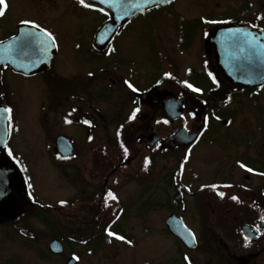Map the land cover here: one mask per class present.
Returning <instances> with one entry per match:
<instances>
[{
  "label": "rangeland",
  "instance_id": "obj_1",
  "mask_svg": "<svg viewBox=\"0 0 264 264\" xmlns=\"http://www.w3.org/2000/svg\"><path fill=\"white\" fill-rule=\"evenodd\" d=\"M262 6L264 9L262 0H177L125 25L113 39L107 54L100 59L86 49H82L83 53L79 54L65 48L58 56V65L65 64L66 61H73L79 69L90 65L92 78L96 77L98 80L88 87L90 92L101 85H108L114 91L107 100L96 101L95 105H91L96 100L93 94L86 96L78 93L74 99L68 100L69 105H83L84 110L87 108L93 111L90 106L97 107L106 117L105 122L97 121L96 128L90 130V140L86 138L87 132L77 126L59 130L49 124L42 128L29 125L28 119L31 115L35 116L29 94L33 81L26 82L30 83L28 85L17 86L20 100L14 95L11 105L16 111L15 120L18 123L13 124L8 154L3 159L9 156L12 158L9 163L15 159L19 164L25 174L32 200L40 205L55 207L64 205L66 201H74L75 207L67 205L63 209L70 215L76 212L78 214L77 208L82 204L88 206L99 203L102 209L99 218L105 216L107 223L116 221V212L119 210L121 219L113 227L125 236L117 239V236H110L103 231L101 226L97 233L103 231V235L109 237L110 244L103 243L95 254H90L78 244L69 247L63 242V238L79 239L82 242L95 235L96 232L88 229L85 223L70 225L71 219L58 216L54 219L45 211L49 221L57 228L56 231H50L43 223L34 219V209H30L15 222V227L14 222L0 225V264H65L67 258L76 256V253L80 255L78 264H231L227 255L216 254L215 244L206 237V234L213 231L211 209H202L203 205L200 206L195 195L190 193L210 188L214 182H225L223 189L228 195H240L246 187H264V175L250 174L245 169L264 173V91L260 95L253 91H234L225 99H217V106L212 105L210 98H216L217 95L213 92L224 88L221 83L215 87L218 78L212 76L211 79L208 76L207 60L210 57L206 54V38L211 29L228 23L260 24L258 10ZM59 7H68L75 12L78 22H74L73 42L81 37L78 30L82 29V25L88 26L87 32L92 40L95 30L105 21L95 11L77 13L81 11L71 3L67 5L66 2L59 1ZM11 10V14L15 16H28L30 12L28 4L23 0H14ZM161 62L163 71L170 73L169 80L165 81L169 85H162L175 92L181 91L183 85H191L188 86V92L193 98L185 93V99H196L199 104L206 102L212 111L230 110L233 118H230L231 114L228 112L222 114V118L229 123L223 125V119L213 122L210 134L190 150L176 147L173 151L161 153L151 152L143 143L137 144L133 130L142 125L137 123L140 125H130L132 127H128L125 134L124 128L121 129L123 136L126 135L129 140L125 144L122 141L126 150H114L111 143L115 122L117 124L130 109L129 101L122 91L125 87L121 84L120 76L128 79L127 85L132 89L159 84L163 79L159 70ZM108 69L111 71L107 72ZM102 71L106 72L99 75ZM193 71L205 76L208 82H201ZM117 78L120 81L117 82ZM74 80L78 82L76 78ZM211 88L216 90L208 93ZM44 89L45 87L39 88V91L40 100L45 104L51 102L52 96ZM98 92H103L105 97L108 95L106 89ZM81 96L87 98L88 103L76 99ZM190 105L193 103L190 102ZM158 116H155L154 128L161 137L170 136L181 126L188 129V134H192L201 126V112L196 116L185 112L168 127L162 126ZM60 131L76 141L79 152L77 159L68 162L54 159L53 136ZM98 146H106L109 153L113 154L110 156L112 164L107 162L112 170L105 177L94 174L95 166L92 162L95 155L92 152ZM147 158L151 159V166L141 173L139 166ZM117 162L120 166H116ZM178 165L180 177L182 176L180 188L183 187V200L177 201L178 204L172 203L171 210L167 207L153 209L148 200L149 195L158 199L165 195L173 199L176 195V175H172L171 179L166 178V182H171L173 186L167 185L164 178L176 173ZM185 187H188V191ZM3 191L5 189L2 188ZM13 201L19 206L17 197ZM170 215H177L184 220L199 239L198 247L187 251L167 232L165 220ZM13 219L15 217L11 222ZM53 238L64 244V251L60 255L48 251L49 242ZM229 252L236 256L242 254L236 247H231ZM257 264H264V258Z\"/></svg>",
  "mask_w": 264,
  "mask_h": 264
},
{
  "label": "flooded vegetation",
  "instance_id": "obj_2",
  "mask_svg": "<svg viewBox=\"0 0 264 264\" xmlns=\"http://www.w3.org/2000/svg\"><path fill=\"white\" fill-rule=\"evenodd\" d=\"M23 1L26 2L30 8V12L28 16H15L11 14L12 12L11 9L14 4V0H6L7 7L5 9V14L3 16H0V43L3 42L7 43L12 39H14L18 34L21 40H28V39L30 40L37 38L38 36L36 34V31L32 30L33 27L36 30L41 29L47 32L48 34H50V36L53 38L55 43V49H54L55 53L51 58L50 63L46 69H44L40 73L27 76L25 74L15 72L12 69L11 65L9 64L11 61L10 46L7 47L6 44L4 47L5 59H0V64L3 63V65H0V136L3 134V129L7 128L9 132V137H8V143L6 149L3 152L0 151V169L2 170V172L6 170H11L9 166L1 162L2 159L5 158V156L8 154V152L6 151L9 150L8 148H9V142L11 140L13 124L18 123V121L16 122L15 120L16 111H14L11 105V98L13 99L14 95L17 99L20 100L19 97L20 95H18L17 92L19 88H17V86L28 85L30 83H26V82L33 81L32 84L33 87L30 88L29 94L31 97V102L33 103V112L35 116L31 115V117L28 119L30 123L29 125H34L42 128L43 126L46 127V125L49 124L53 128H58L59 130L66 129L70 126H77L80 129H82L83 132L84 131L87 132L86 134L87 140H90L92 138L90 134L91 132L90 130L92 128H96V125H98V122H100V120L105 122L106 117L97 107L90 106V108H92L93 111H91V109L88 110L87 108L84 110L83 105H76V104L69 105L68 100L74 99L75 95H77L78 93H80V95H86V96L93 94L96 100H93L91 105H95L96 101H99L101 99L107 100L110 97L111 93L114 92L112 88L109 87L108 85H106V87H103L101 85L95 91L90 92L91 90L88 89V87H90L91 83L98 81L96 77L92 78V73H91L92 68L90 65L83 66L82 69H79V67H77L73 61H66L65 64H60V65H58L57 63L58 56L63 52L65 48H68L71 51L77 52L79 54L83 53L84 50L82 49H86L87 52L90 51L93 56L98 57L99 59L107 54L109 46L113 40L104 49L100 51L94 49L92 45L93 37L95 35L96 30L99 27L95 30L92 36V40H90L89 32H87L88 26L82 25L81 26L82 29L78 30V33L81 37L78 38V40H76L75 42H73V38L75 34L73 26L75 25L74 22H78L75 18V12H73V10H71L68 7H63L62 9H60L59 1L66 2L67 5L70 3L73 6L75 5L78 8V10L81 11V12H77L80 14H82V12H88L90 10L83 7L77 0H23ZM262 4L264 5V0H262ZM258 12H259L258 21L260 22V24L254 25L249 22H245V23L264 30L263 6L261 7L260 10H258ZM104 19L106 21L107 17L104 16ZM23 22H28V23H23ZM128 23H126L125 25H127ZM33 25H35V27ZM125 25L119 28L114 38L119 34V32L123 29ZM21 27L23 28L20 33L19 31ZM49 28H52L53 31L52 29L49 30ZM71 37L72 39H70ZM119 43L122 44V42ZM206 44H207L206 54L208 57H210V60L209 59L207 60L209 65V70L210 71L213 70V72L212 71L210 72L209 70L207 71L208 76H211V79L212 76L218 78L216 80L215 87H217L218 85L220 86L222 84L223 85L222 88H224L223 90L218 92L214 91L216 90L214 88H211L208 91V93L214 91L213 93L217 94L216 98H210V102L213 103L212 105L217 106L216 104L217 99L219 101L222 100V98L225 99L229 96L228 95L229 93L234 91L235 92L253 91L254 93H257V95H260L264 91V86L259 88L240 89L225 82L215 67V63L212 57L213 52L211 49H209L208 43ZM21 46L22 45L18 46L16 44V47H21ZM162 60H163V53H162ZM74 67H76V69H74ZM159 70H160V74H162L163 76L161 82L159 84L148 86L143 89L130 88L127 85L128 79H125L124 76L122 75L120 76L122 80L121 84L123 85V87H125L122 91L124 96L129 101L128 103L130 109L123 118L121 119L119 118L120 120L117 122V124L115 122L114 137L111 143V147L115 148L114 150H118L119 152H123L126 150L124 144L125 142H129V140L126 138V135L123 136V134L121 133V129L124 128V134H125V131L127 129L136 125L137 123L142 124L141 127H136L133 130V134L136 137L137 144L139 143L145 144V147L149 148L151 152L152 151L159 153L168 152L175 150L176 147H183L187 150H190L200 142L199 141L200 139H202V133L205 132L206 130L207 116L210 112H212V110L209 108L210 107L209 104L206 102H201V104H199L198 100L196 99L195 100L190 99L189 101L185 99L186 96L185 93L188 94L190 93L188 92L187 87H185L184 85L182 86L181 91H176V92L171 91L169 87L162 85L163 83H167L166 85H169L168 82L165 81L169 80L170 73L163 71L162 62ZM106 71L109 72L111 71V69H108ZM106 71L100 72L99 75L105 73ZM125 77L128 76L125 75ZM74 78H76L78 82L75 81ZM115 80H117V82L120 81L118 78ZM42 87H45L44 89L45 92L51 93L52 96L51 102L44 104L43 101L40 100L41 93L39 91V88ZM100 89L103 90L106 89V91H108L107 97L104 96L103 92H98ZM228 89L231 90L228 91ZM190 97L193 98L192 94H190ZM197 97H201V96H197ZM172 98L179 99L186 108L184 112L181 114V116L177 117L174 120H171V118L166 114V110H165V108L169 107L166 104H168L170 99ZM76 99L78 101L88 103L87 98H84L82 96L81 98L77 97ZM77 100L76 102L79 103ZM190 102L193 103V105H190ZM5 108L10 109L11 111L4 112L3 109ZM221 111L222 110H214V112H221ZM134 112L135 115L133 116ZM185 112H190L193 116H196L198 115L199 112H201L202 115L200 128L198 129L197 132H193V133H198L199 136L191 145L185 146L181 143L173 144L168 141V139L171 138L173 135H175L181 128H186L184 126L179 127L176 132L172 133L170 136L167 137H161L156 133L157 130L154 128L156 124L154 120L156 115H159L158 119H160L162 126L168 127L172 122L181 118ZM225 121L227 122L225 123ZM228 123H229L228 120L222 121L223 125H227ZM152 135H157L159 137V142L154 147H151L150 144L151 142L150 137ZM59 139L61 140L64 139V142L70 145V147H72V151L69 157H63L60 150L58 149L56 143L57 140ZM122 141L124 144H122ZM85 142L88 143L87 141ZM53 143H54L53 154L55 160L60 162H68L77 159V157L79 156L76 141L73 138L69 137L67 134H65L63 131L57 132L53 136ZM109 152L110 151L106 146H98L93 149L92 155L93 156L98 155L100 161V166L98 165L100 172L95 170L94 174H99L105 177L108 172L110 173L109 170L111 168L106 169V162L108 159H110V156H112L113 154H110ZM6 160L9 163V161L12 160V158L8 156ZM14 160L13 162L11 161L12 164L10 162V165L14 168L15 172L20 177L23 184V188L19 191H16L10 189L9 187H6L5 191L6 194L8 195V197L6 198L8 201V205L11 207V211L9 215L4 217L3 219H0V223L2 222L0 225H8L9 223L14 222L13 227H15L16 224L15 222L17 220H20V218L24 216L26 212L30 209H34L33 214H34V219H36L35 214L38 211L41 212L43 211L44 213L45 211H47L48 213L49 211L53 212V211L63 210L67 205L70 206L75 205L74 201H66L64 202V205L59 207H55L52 205H40L39 203L34 202L29 193V187L27 186V180L25 174L23 173L19 164L15 162L16 160L15 161ZM146 160L148 162L147 165L145 163ZM92 163H95L94 159ZM151 163L152 161L150 158L143 160L141 162V165L139 166V170L143 168V171L140 172L144 173L145 170H148L151 166ZM119 164L120 163L117 162L116 166H120ZM179 167L180 166L178 165V169H176V173L175 172L172 173L174 176L176 175L177 178L176 183L178 185L175 187L176 195L173 198L176 204H178L177 201H180L183 197L182 196L183 187L180 188V178H182V176L180 177ZM101 169L103 171H101ZM245 169L250 174L255 173L259 175H264V173L262 172H256L252 170L249 171V169L247 168ZM213 184L214 185L211 186L210 188H203L196 190L198 191V193H200V195L205 197L203 204L211 208V212L213 215V220H214L213 231L209 234H206V237L215 244L214 250L217 252L216 254L223 253L224 255H227L231 261L230 262L231 264H257L264 258V187L262 186L261 188H253V189L251 187H246V190L243 191V193L240 195L237 194L228 195L223 189L225 188L226 185L225 182H214ZM220 185L222 186L221 188L219 187ZM103 188H104L103 192H105L106 189L105 185ZM185 189L188 191V187H185ZM209 192H212V195H208ZM220 193H222L223 195L222 196L219 195ZM178 194L180 195V199H176V196H178ZM16 197L19 202V206H16L13 201V199ZM233 197H236V199H233ZM208 198L210 201H207ZM79 201L82 200L80 199ZM196 201L198 204L203 205L202 201L197 199ZM79 207L77 209H79ZM14 217L15 219H13V221L11 222L12 218ZM68 219H71L72 222H76V221L81 222V218H68ZM36 220L42 223L38 219ZM243 226L250 227L249 235L248 234L246 235V233L242 230ZM28 236L31 238L32 234L28 233ZM55 239L57 238H53L52 240ZM70 240L75 241L77 244L81 242L79 241V239L70 238ZM59 241L62 243L61 240ZM196 241L198 247L199 239L196 238ZM178 243L182 246L181 242L178 241ZM231 247H236L237 250L242 251V254L236 256L235 254L230 253L229 251ZM75 255H78L75 257H77L79 261L80 255L77 253Z\"/></svg>",
  "mask_w": 264,
  "mask_h": 264
},
{
  "label": "water",
  "instance_id": "obj_3",
  "mask_svg": "<svg viewBox=\"0 0 264 264\" xmlns=\"http://www.w3.org/2000/svg\"><path fill=\"white\" fill-rule=\"evenodd\" d=\"M82 6L80 0H77ZM175 0H85L88 9L99 12L107 16L100 28L96 31L92 45L94 49L100 51L104 49L112 40L117 30L127 22L138 16L144 15L152 10L167 6ZM31 26V25H28ZM20 29V33L22 31ZM37 38L21 40L17 35L11 41L0 43V59H5V45L10 46V65L15 72L27 76L34 75L46 69L54 55L55 43L50 35L45 31L35 29ZM209 45L213 49V58L215 66L221 77L231 85L241 89L251 87H261L264 85V30L255 28L249 24L228 23L214 29L211 37L208 39ZM22 45L21 47H16ZM0 65H3L1 63ZM166 114L171 120L181 116L186 109L183 103L177 99H170L166 104ZM226 123V122H225ZM198 134H188L186 128H181L175 135L168 139L169 142L181 143L185 146L192 144ZM9 132L7 128L3 129L0 136V151H4L8 142ZM151 147L159 142L157 135H152ZM67 142V141H66ZM56 145L63 157H69L72 147L64 142V139L57 140ZM3 164L10 167L11 170L3 171L0 169V219L10 214L11 207L6 199V190L9 187L12 190L19 191L23 188L22 181L14 168L5 159ZM5 196H4V195ZM180 199V195L176 196ZM167 231L176 237L187 250L196 248V239H192L194 234L185 226L182 219L176 215L169 216L165 221ZM242 230L249 235L250 227L243 226ZM191 233V235H189ZM251 234V233H250ZM195 237V236H194ZM105 244L110 241L104 238ZM49 251L54 255L63 253V246L58 240H53L49 244ZM65 264H77V258L71 257Z\"/></svg>",
  "mask_w": 264,
  "mask_h": 264
},
{
  "label": "trees",
  "instance_id": "obj_4",
  "mask_svg": "<svg viewBox=\"0 0 264 264\" xmlns=\"http://www.w3.org/2000/svg\"><path fill=\"white\" fill-rule=\"evenodd\" d=\"M193 72H196V71H193ZM196 73H197V76L201 82H204V80H205V82H208V81H206L205 76H203L202 74H200L198 72H196ZM227 112L231 114L230 118H233V112L230 110H222L221 112L212 111L208 114L207 120H206V130H205V132L202 133L203 139L206 138L208 136V134H210L209 133L211 131L210 127L214 125L213 122H217V121L223 119L221 115L224 113H227ZM223 120H225V118ZM97 152H99V151H97ZM93 159L95 161V163H94L95 170L100 172V169L98 168V165L100 166V161H99L98 155H95ZM107 162H110V159H108ZM107 162H106V169L109 168V165H107ZM101 171H103V170L101 169ZM140 171H143V168L140 169ZM172 175L173 174L171 173L170 175L165 176V178H164L165 183L169 186H173V185L171 184V182L170 183L166 182V178L171 179ZM190 194L195 195L196 199L202 201V204H203L205 197L200 195V193H198V191H195L194 193H190ZM201 194H203V193H201ZM208 195H212V192H209ZM85 199L91 200V198H85ZM148 200H149L150 205L152 206L153 209L154 208L160 209V208L167 207L168 209L171 210V209H173L172 203H175L174 200L169 197V195H165L162 199L154 198L153 196L149 195ZM207 201H210L209 198L207 199ZM200 206H202V205H200ZM203 206H202V209H204V210H205V208L207 210L211 209L209 206H205L204 204H203ZM91 207H93V208H91ZM152 208H148V209L150 210ZM101 210H102L101 206H99V203H98V204H94V205L89 204L88 206L85 204L81 205L78 209V214L76 212V213L70 215V213L68 214L67 212H64L63 210H58V211H53V212L49 211L48 213L54 219H57L56 218L57 216L58 217H66V218H82L81 222H77V221L76 222H70V225H74L76 223H79V224L85 223L87 225L88 229L92 230L93 232H96L95 235L91 236L89 239H86L82 243L78 244L79 246L84 248V250H86L87 253L95 254L101 248L102 244L104 243L103 233L102 234L97 233V231L100 230L99 228L101 226H102L103 231H104V229H106L107 232H112V233H114L115 236H119V237L125 236L123 232H121L120 230H115L113 227V224H115L119 219H121L119 210H117V212H116L117 213L116 214V221H113L110 223L106 222L105 216H102L101 218H99V216H101L99 213V212H101ZM82 214H83V217H82ZM35 218L38 219L39 221H41L44 224V226L46 228H48V230L56 231L57 228L55 227V224L51 223L48 220V216L45 215V213L43 211L42 212L38 211L35 214ZM63 241L69 247H72L75 244H77L75 241H72L68 238H63ZM88 245H90V248H87Z\"/></svg>",
  "mask_w": 264,
  "mask_h": 264
},
{
  "label": "snow or ice",
  "instance_id": "obj_5",
  "mask_svg": "<svg viewBox=\"0 0 264 264\" xmlns=\"http://www.w3.org/2000/svg\"><path fill=\"white\" fill-rule=\"evenodd\" d=\"M80 2L82 3V4H84V6L85 7H88L89 5L88 4H86L85 3V0H80ZM6 7H7V4H6V0H0V16H3L4 14H5V9H6ZM23 23H28V22H23ZM34 27H35V25H33ZM47 35H50V34H47ZM53 43H54V41H53ZM189 87H191V85H188ZM193 91H199L198 89H193ZM3 111L4 112H10L11 110L10 109H8V108H5V109H3ZM135 115V112L133 113V116ZM145 163H146V165H147V160L145 161ZM242 167H243V165H241ZM249 171H251L250 169H249ZM109 195L111 196L112 194L111 193H109ZM219 195H223L222 193H220ZM112 199H115V196H112ZM233 199H236V197H233ZM108 235H114V233H112V232H109L108 233ZM189 235H191V233H189ZM117 239H123V237H119V236H117L116 237ZM192 239L194 240L195 239V237L193 236L192 237ZM185 259H187V257L185 258Z\"/></svg>",
  "mask_w": 264,
  "mask_h": 264
}]
</instances>
